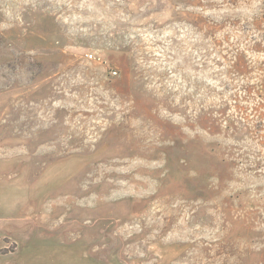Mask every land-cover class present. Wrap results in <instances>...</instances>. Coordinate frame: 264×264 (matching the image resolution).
<instances>
[{
  "label": "rangeland",
  "instance_id": "rangeland-1",
  "mask_svg": "<svg viewBox=\"0 0 264 264\" xmlns=\"http://www.w3.org/2000/svg\"><path fill=\"white\" fill-rule=\"evenodd\" d=\"M0 264H264V0H0Z\"/></svg>",
  "mask_w": 264,
  "mask_h": 264
},
{
  "label": "crops",
  "instance_id": "crops-1",
  "mask_svg": "<svg viewBox=\"0 0 264 264\" xmlns=\"http://www.w3.org/2000/svg\"><path fill=\"white\" fill-rule=\"evenodd\" d=\"M2 191V190H1ZM13 241L16 243V246H18L16 249H15V251L13 252V254H16L18 251H20V247L22 246L19 242H20V240L19 239H17V238H15L14 236H13Z\"/></svg>",
  "mask_w": 264,
  "mask_h": 264
},
{
  "label": "built area",
  "instance_id": "built-area-1",
  "mask_svg": "<svg viewBox=\"0 0 264 264\" xmlns=\"http://www.w3.org/2000/svg\"><path fill=\"white\" fill-rule=\"evenodd\" d=\"M91 59H94V55L89 56ZM114 75H117V72H114Z\"/></svg>",
  "mask_w": 264,
  "mask_h": 264
}]
</instances>
